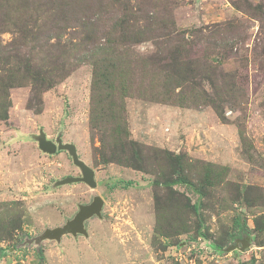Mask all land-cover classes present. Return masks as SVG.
<instances>
[{
  "label": "rangeland",
  "instance_id": "374dc122",
  "mask_svg": "<svg viewBox=\"0 0 264 264\" xmlns=\"http://www.w3.org/2000/svg\"><path fill=\"white\" fill-rule=\"evenodd\" d=\"M4 91L0 259L264 264V0H0Z\"/></svg>",
  "mask_w": 264,
  "mask_h": 264
},
{
  "label": "water",
  "instance_id": "95a60500",
  "mask_svg": "<svg viewBox=\"0 0 264 264\" xmlns=\"http://www.w3.org/2000/svg\"><path fill=\"white\" fill-rule=\"evenodd\" d=\"M39 146L42 150L55 153L58 150L67 149L73 157V161L82 170V176H70L59 180L57 183L66 184L72 182L83 181L92 187L97 186V181L95 179V171L91 166H89L84 160H82L77 152L76 145L73 143H63L61 141L54 142L48 139H41ZM104 205V200L101 196H95L94 200L89 204H81L79 210L73 219L67 221L63 226H57L53 229H48L43 235L37 238V242L46 237H53L60 239L62 235L66 233H73L77 235L78 233L88 234L85 228V220L93 215L102 216V208Z\"/></svg>",
  "mask_w": 264,
  "mask_h": 264
},
{
  "label": "trees",
  "instance_id": "16d2710c",
  "mask_svg": "<svg viewBox=\"0 0 264 264\" xmlns=\"http://www.w3.org/2000/svg\"><path fill=\"white\" fill-rule=\"evenodd\" d=\"M26 2V1H25ZM26 4V3H25ZM63 19H64V17H63ZM59 32V31H58ZM58 32H57V34H58ZM90 39V38H89ZM38 81H44L43 80V78H39L38 79ZM45 83H49L48 81H46ZM7 87V86H6ZM0 98H2V99H6V101L8 100V98H9V94L7 93V91H4V92H2V95H0ZM2 103V101L0 100V106H2L3 107V103ZM0 118L1 119H7L8 118V112H7V110H2V111H0ZM156 182L157 183H160V181L159 180H156ZM162 182V181H161ZM131 182H127L126 184H125V186H128L129 184H130ZM163 183H166V184H168V185H171V184H174V183H189V180L188 179H186L184 176H182V175H178L175 179H172V180H166L165 182H163ZM195 209H196V211L199 213V216L200 217H202L201 216V213L199 212L200 211V203H196L195 204Z\"/></svg>",
  "mask_w": 264,
  "mask_h": 264
},
{
  "label": "crops",
  "instance_id": "0c3cea01",
  "mask_svg": "<svg viewBox=\"0 0 264 264\" xmlns=\"http://www.w3.org/2000/svg\"><path fill=\"white\" fill-rule=\"evenodd\" d=\"M0 264H12V260L8 255H5L0 259Z\"/></svg>",
  "mask_w": 264,
  "mask_h": 264
}]
</instances>
